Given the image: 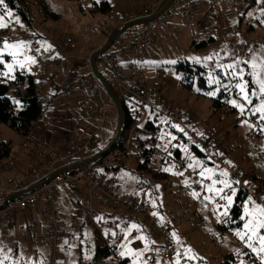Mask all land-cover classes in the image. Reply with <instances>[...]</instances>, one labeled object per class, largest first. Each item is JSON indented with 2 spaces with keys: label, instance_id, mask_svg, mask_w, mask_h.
Listing matches in <instances>:
<instances>
[{
  "label": "rangeland",
  "instance_id": "1",
  "mask_svg": "<svg viewBox=\"0 0 264 264\" xmlns=\"http://www.w3.org/2000/svg\"><path fill=\"white\" fill-rule=\"evenodd\" d=\"M93 1L103 0H27L31 9L30 24L23 21L17 12L0 8V15L5 16L4 23L7 24L6 27H0L4 38L0 47V60L5 67L4 75L7 73L5 78H15L17 72L21 71L33 74L39 97L45 106L43 116L35 122L27 136L0 123V141L10 143L12 148L11 156L2 160L3 163L13 162L15 165H24L25 171L29 168L36 172L49 171L48 162L53 156L65 157L70 146L81 145L82 132L100 127V146L91 153L98 152L100 147L108 145L115 137L119 126V115L108 95H106V104L109 109L104 116L101 112L95 114L94 110L86 112L81 107L79 86L83 78L87 79L92 73L89 56L99 51L110 36L125 23L139 18L144 10L152 6L158 7L160 12L169 0H107L113 7L112 12L107 15L94 13ZM239 1L244 2V5L232 9L226 0H203V10L196 17L199 26L184 20L180 9L173 6L174 18L165 27L168 34L161 38L157 45L140 54L142 60L138 67V75H142L149 83L168 85L169 92L172 93L169 97L184 113L188 135L195 134L202 137L210 133L224 146H230L226 151L228 159L234 166L244 168L242 170L235 166L241 171L250 190L255 193L249 197L264 206V133L260 130L264 121L260 120L259 114L247 111L250 107H259L261 100L253 98V105L245 104L246 112L242 115L240 110L230 103L231 100H237L236 98L239 97V89L236 88V95H232L227 105L221 111H214L212 101L208 99L209 95H203L197 87L192 91L185 89L183 74L177 70L181 60L204 66L209 84L217 86L216 90L212 91L216 95L219 87L226 85L222 83L217 71L220 70L225 74L226 71L231 70L221 66L239 61L241 63L237 65V70L240 68L245 70L244 80L249 81L248 90L251 91L253 87L258 88L251 83V78L247 75L251 69L243 62H251L255 59L258 66L264 64V23L261 22L264 21V0H256L249 8L250 0ZM9 11L11 16L7 15ZM158 12L155 11L153 15ZM147 24L148 22L133 25L125 30L109 51L121 47L134 36L140 26L146 27ZM251 25L254 27L252 30L249 29ZM39 35L45 37L48 40L46 46L51 45V47H48L41 59L36 58V63L33 64L27 61L26 53L32 49ZM105 37V43L94 50ZM210 37L215 41L207 48L192 45L193 42L199 44ZM69 39L74 41L77 48L65 51L62 59H76L78 67L76 76L70 75L69 63L66 61L60 63L58 60L60 49ZM20 42L25 43L18 48L8 47L11 44L19 45ZM103 57L98 60L97 66L104 74V78L110 81L103 69ZM208 57L211 59H207ZM18 61L24 63L23 68ZM172 61L175 63H171ZM8 65H12L11 71ZM214 80H219L220 83H212ZM237 102L242 101L237 100ZM156 126L158 150L149 165L148 172L153 170L151 173L140 170L138 173L142 156L127 158L125 164L118 170L99 169L94 173L113 181L117 193L138 195L154 212L164 216V222L169 224L172 232L175 231L180 237L182 246L172 237L178 251L183 255L188 248H191L197 256L195 260L184 258L186 264H262L260 258L247 246L246 241H242L235 234L237 231H243V228L235 232L225 229L228 222H224V219L229 216L238 191L235 183L217 172L213 177L216 180L227 179L232 185L221 193L232 195L233 198L228 216L224 217L220 215L223 207L217 208V205H225L226 200H221L215 193L208 192L206 185H211V179L202 178L199 175L200 168L194 170L189 168L188 164L201 161L205 167L212 168V166L206 159L196 155L190 146L184 143L177 144L176 132H181L178 128H174L161 117L157 118ZM164 138L174 141L173 149L169 151L172 157L175 156L174 151L180 149L182 164L177 165L175 162L168 163L162 160V152L169 150L163 144ZM185 147L188 149L187 152L184 151ZM11 168L0 173V181H7L8 177L13 175V171L9 172L13 170ZM166 168L172 170L164 171L163 169ZM193 171L198 175H194ZM157 173L164 177L157 178L155 176ZM160 173L168 174L165 176ZM185 180L189 183L185 184ZM252 183L260 189L254 191ZM192 184L200 185L199 198H194L192 193L188 196L184 195L183 189H190ZM215 187L223 188V185L218 183ZM68 191L73 195L74 190ZM84 193L81 190L74 193V204L65 201L64 196L59 198L66 223L63 233L64 243L55 254L61 263L120 264L118 257H121L129 258L130 264L134 262L144 264V261H147V264H169L162 257L160 237L152 231L150 222L144 223V220L138 217L132 219L127 212L114 214L116 219L122 215L131 218V224L126 228L115 227L113 225L115 220L109 225L98 220L92 221L83 204H80L83 196L85 197ZM205 196H211L213 200H205ZM249 197L245 200L244 206L251 207ZM152 201H155L156 207L152 206ZM132 224L139 225L140 230L131 229ZM22 225L19 236L26 242L23 235L30 239L34 237V233L28 231L24 222ZM129 231L130 235H128ZM259 234L264 235V229H260ZM141 235L147 237L149 250H145V241L137 238ZM98 238H102L105 242L113 240V245L119 248L118 253L94 261ZM152 241L155 243H151ZM254 243L259 247L258 242L254 241ZM122 245L126 247H121ZM39 246L37 241L33 257L29 260L50 261L54 256L53 250L50 248L42 250ZM129 248L143 251L144 254L139 258L127 254L120 255L122 251L127 253ZM229 255H233V259H228ZM30 261L27 260V264H31ZM14 262H4V264H14Z\"/></svg>",
  "mask_w": 264,
  "mask_h": 264
},
{
  "label": "built area",
  "instance_id": "2",
  "mask_svg": "<svg viewBox=\"0 0 264 264\" xmlns=\"http://www.w3.org/2000/svg\"><path fill=\"white\" fill-rule=\"evenodd\" d=\"M229 7L238 9L244 5V2L239 0H226ZM177 6L184 20L198 25L196 17L200 13L198 0H175L173 5L156 19L148 22L140 34L129 44L122 48L113 49L103 57V64L110 79L107 80L111 87L115 90L118 97L130 109L131 119L126 125L125 132L122 137L121 146L118 144L107 154L103 159L94 163H85L88 159L96 156L97 153H91L100 144V127L94 128L91 131H84L81 134V145H72L66 151L65 157L53 156L49 162V174L59 172L53 179L44 184L34 192L20 196L9 201L4 208L0 209V222L5 224L11 221L16 216L25 212H34L36 206L42 205V218L46 222L47 230L39 231L37 241L43 249H52L54 256L45 264H69L61 263L55 256L57 249L64 243V230L66 223L64 222V213L62 206L57 202L56 197L63 193V187L75 188L84 185L85 197L83 207L87 211L92 221H101V213L109 212H127L131 216L141 217L144 222H150L152 231L159 235L161 240V254L165 261L169 264H175L176 252L174 240L171 236L172 228L169 224L161 222L158 216H153L154 210L151 206L142 201L138 195L124 194L121 195L115 191L114 182L105 180L96 175L94 172L99 169H113L124 165L129 157H136L143 154L145 151L153 150L157 152V136L156 132L148 129L147 124L156 125L158 117L164 118L171 125H179L184 131L182 136L177 137V144H185L194 146L200 149L208 160V162L216 169L219 174L221 170L227 171V178L235 183L237 188H243L253 196V193L245 178L241 175V171L235 167L226 154L229 145L224 146L221 141L212 137V135H203L199 137L195 134L186 132L184 113L178 109L170 100L169 87L165 83H149L144 80L142 75L127 74L122 67V61L132 56L142 53L156 43V36L159 32H164L169 21L174 18L172 7ZM159 8L152 6L144 10V13L139 18H147L153 16ZM199 26V25H198ZM180 29L177 30L179 32ZM40 38V39H39ZM32 45V49L28 50L26 56H32L41 59L46 53L48 40L39 35ZM77 46L73 40H68L60 49L59 62L66 61L69 63V73L71 76L78 75V67L75 58H66L63 60V53L68 50H74ZM90 58V56H89ZM106 91L100 82L91 75L87 79L83 78L79 86V96L84 98L82 107L84 110H94V113L101 112L104 116L108 111L106 104ZM177 134V133H176ZM164 146L169 150L162 152V160L168 163L175 162L177 165L182 164V156L176 158L169 154L173 149L174 141L169 138H164ZM120 143V142H119ZM222 153V155H221ZM68 163L61 171H56V166L61 163ZM13 162H8L4 165V169L13 166ZM32 171H25V175L29 176ZM194 175H198L193 171ZM220 175V174H219ZM45 178V177H44ZM239 183H236V182ZM190 189L185 190L184 195L188 196L193 192H199L201 187L199 184L190 185ZM27 188V187H26ZM25 190L21 184L14 185L13 189L6 190L0 187V196L6 197L10 194H15ZM257 199V198H256ZM40 218L32 214L30 218L29 230L38 226ZM120 224V221L115 220L113 225ZM124 228L129 226V221L124 220L121 223ZM113 240H106V244L112 246ZM121 261L122 258L118 257ZM180 264H186L183 255L181 256Z\"/></svg>",
  "mask_w": 264,
  "mask_h": 264
},
{
  "label": "trees",
  "instance_id": "3",
  "mask_svg": "<svg viewBox=\"0 0 264 264\" xmlns=\"http://www.w3.org/2000/svg\"><path fill=\"white\" fill-rule=\"evenodd\" d=\"M256 0H250L249 7H252L255 4ZM6 5L8 9L17 12L26 23H31V9L28 6L27 0H4V4L0 5V8H5ZM93 12L97 14L107 15L112 12L113 7L107 0H103L100 2L93 1L92 2ZM253 25L249 26L251 30ZM3 35L0 31V47L3 45ZM215 41L213 37L210 39L203 41L199 44L193 42V46L207 48L210 44ZM97 59V63L98 60ZM177 70L182 72L183 74V85L185 89L192 91L196 87L199 88V91L208 96L210 92L215 91L217 86L209 84V78L207 74V70L204 66L189 62L187 60H181L177 65ZM5 67L3 62L0 60V123L6 125L10 129L22 134L23 136H27L29 132L32 130L33 125L37 120H39L44 113L45 106L39 97L37 86H36V78L33 74L24 73V71L17 72L15 78L6 79L4 75ZM220 78L222 79V83L227 85L228 90H225L226 85H221L219 87L216 95H209L208 99L212 101V108L214 111H221L225 105H227L228 101L231 99L232 95H236L235 84L238 82L235 78L230 75H225L220 70L217 71ZM231 72V71H228ZM103 76V73L100 72ZM92 75V74H91ZM106 79V78H105ZM252 88V86H251ZM240 100L239 97L236 98ZM123 107L125 109V113L127 116V125L130 122L132 117L130 109L122 102ZM148 129L156 132L158 127L152 123L147 124ZM176 132V130H174ZM178 136H182L181 132H176ZM122 141V140H121ZM121 141L119 145L121 146ZM110 144V143H109ZM108 144V145H109ZM108 145L104 147H100L98 152L103 151ZM100 146V145H99ZM98 146V147H99ZM119 148V146L117 147ZM190 148L198 155L199 157H204L202 151L197 147L190 146ZM12 153V148L10 143L1 142L0 141V161L5 158H9ZM97 153V154H99ZM96 154V155H97ZM174 155L176 158L181 157L180 149L174 151ZM143 157V160L138 165V173L140 171H144L147 173H151L153 170H149V165L152 163L153 158L155 156V152L153 150L145 151L143 154L139 155ZM136 156L135 158H137ZM208 162V160L206 159ZM209 163V162H208ZM121 166L113 168L115 170L120 169ZM109 170V169H108ZM137 172V170H135ZM168 174L166 173H160ZM143 175V174H142ZM157 178L164 177L162 175H155ZM147 185V184H146ZM200 192V191H199ZM198 192V193H199ZM234 206L231 208L229 216L227 219H224V222L227 221V225L225 229L231 232H235L237 230H241L244 225V220H241L244 212V203L249 194L243 188H238L237 194L235 196ZM117 245H107L106 242L102 238L97 239V248L94 256V261H99L104 258L111 256L112 254L118 253ZM233 255H229L228 259H233ZM120 264H130L129 258H122L119 261Z\"/></svg>",
  "mask_w": 264,
  "mask_h": 264
},
{
  "label": "snow or ice",
  "instance_id": "4",
  "mask_svg": "<svg viewBox=\"0 0 264 264\" xmlns=\"http://www.w3.org/2000/svg\"><path fill=\"white\" fill-rule=\"evenodd\" d=\"M4 4V0H0V5ZM4 7L6 8L7 6L4 5ZM8 16H11V12L9 11L7 13ZM5 20V16L0 15V27H6L7 24L4 23ZM262 23H264V21H261ZM25 42H20V44H11L8 45V47L11 48H18L22 45H24ZM48 47H51V45H48ZM13 55H15V53H13ZM27 61H30L31 63H36V59L35 57L29 56L26 58ZM198 59V58H197ZM207 59H211V57H208ZM20 67L23 68L24 67V63L19 62ZM171 63H175V61H172ZM241 63L239 61H237V63L235 64H228L227 66H221V67H226V69H230L231 72H225L226 75H230L231 77L235 78L236 80H238V83L235 84V88L239 89V98L242 102L238 103L237 100H231L230 103L238 108L241 112V114H245L246 112V107L245 104L247 105H253V98H257L261 100V104L259 107H250L247 109V111L252 112L253 114H259L260 120L264 121V64L261 65H257V62L255 61V59H253L251 62L249 61H244L243 63L248 66L251 70L248 71L247 75L251 78V83L257 87H253L251 91L248 90V85H249V81L244 80V75H245V70L243 68H240L239 70H237V65ZM9 70L11 71L12 69V65H8ZM5 75H7V73H5ZM212 83H216L219 84L220 81L219 80H214L212 81ZM225 90H228V87L226 86ZM209 95H215V92H210L208 93ZM245 123H247V121H245ZM174 128H178L179 131L183 132L184 129L180 128L179 125H173ZM261 132L264 133V125L261 126L260 128ZM201 135H203L201 133ZM172 139H175V137H172ZM185 152L188 151V149L185 147L184 149ZM222 155V153H221ZM228 163H231L230 161ZM189 168H192L195 170V168L199 167L200 168V172L199 175L202 178H206V179H211L212 183L211 185H206V189L208 192L211 193H215L216 195H218L220 197L221 200H226V204L221 206V205H217V208L223 207V212L220 213V215L227 217L228 216V212H229V207L232 205L233 203V198L232 195H222L221 193L224 192L225 188H231V183L225 179V180H216L213 177L216 174V169L215 168H208L205 167L203 165V163L201 161H195V163H189L188 164ZM164 171H171L172 169L170 168H166L163 169ZM179 175H183V173H176ZM221 176L223 177H227L228 176V172L221 170L219 173ZM185 184H188L189 182L187 180L184 181ZM222 184L223 188H216L215 185L216 184ZM236 183H239L238 181ZM234 192V190H233ZM194 198H199V193L197 192H193L192 193ZM205 200L208 201H212L213 197L211 196H205L204 197ZM249 204L251 205V207H248L247 205L244 206V215L241 217V220H244V225H243V231H237L235 234L242 240V241H246L247 246L252 250L253 253H255L261 260L262 264H264V235H260L259 234V230L260 229H264V206L256 203L255 200H252L251 197H249ZM152 206L156 207L155 201H152ZM153 216H158L159 220L161 222L165 221V217L162 215H159L158 212H153L152 213ZM131 229H136V230H140V226L137 224H132L131 225ZM131 232L129 231L128 235H130ZM113 235H115V233H113ZM171 236L175 239L176 243L178 245H181V240L180 237L178 236V234L173 231L171 232ZM247 237V239H246ZM138 239L145 241V250H149L148 249V240L147 237L141 235L139 237H137ZM254 241L258 242L259 247L255 246ZM151 243H155V241H152ZM182 246V245H181ZM121 247H126V245H122ZM2 251V250H0ZM131 255V256H135L137 258L143 256V251H135L131 248H129L127 250V253L125 252H121L120 255L124 256V255ZM181 252L177 251L176 252V261L175 264H180V260H181ZM183 257L186 258L187 260H195L197 259V256L193 253L191 248H188L184 253H183ZM9 259V256L7 255H3L0 256V264H4V262L6 260ZM14 264H20V261L17 260L14 262ZM31 264H45V262L43 260H33L31 262ZM135 264V262H134ZM144 264H147V261H144Z\"/></svg>",
  "mask_w": 264,
  "mask_h": 264
},
{
  "label": "crops",
  "instance_id": "5",
  "mask_svg": "<svg viewBox=\"0 0 264 264\" xmlns=\"http://www.w3.org/2000/svg\"><path fill=\"white\" fill-rule=\"evenodd\" d=\"M198 4H199L200 11L202 12L203 0H198ZM141 27H143V26H140L138 28V30L135 32L134 36L129 41L123 43L121 45V47H119V48H122V47L126 46L127 44H129L130 42H132L140 34L141 30L144 28V27L143 28H141ZM166 30L167 29H165L164 32L157 33L156 43L154 45H152L151 47L157 45L159 43L158 41L168 34V31H166ZM105 41H106V37L99 46L94 48V50H96L98 47L102 46L105 43ZM140 54H137L135 56H132V57L122 61L123 70L127 74H138V67L141 65L140 61L142 60V58L139 57ZM103 69L106 72L104 64H103ZM98 70H99V72H101L99 67H98ZM91 74L93 75V73H91ZM106 74H107V72H106ZM103 77H104V74H103ZM170 95L172 96V93H170ZM80 100H81L80 103H81V107H82V105L84 103V98L80 97ZM170 100H171V98H170ZM82 109L84 110L83 107H82ZM178 109H180V108L178 107ZM84 111L87 112L88 110H84ZM6 163H8V162H6ZM6 163H3L2 161H0V173H3V172H5V170L13 167V168H11L13 170H9V172L13 171V175L12 176L10 175L8 177L7 181H4V180L0 181V187L4 188L6 190L13 189L14 185H16V184H21L23 187H25V189H27V188L32 187L35 184H37L42 178L46 177V175L49 174V171H42V172L38 171V172H36L35 170H33L29 176H25V170H26L25 168L26 167H24V165H20V164L15 165V163H14L13 166H11L7 169H4V165ZM208 164L210 166H212L210 163H208ZM65 165H70V162H69V164L66 162L58 164L56 166V171H61L62 169H64L66 167ZM235 166H237V165H235ZM237 167L244 170V168L242 166H237ZM212 168H213V166H212ZM255 179H257V178H255ZM105 180H107V179H105ZM256 183H258V182H256ZM251 186H254V188H255V189L253 188L254 191H258L260 189L257 187L256 184L252 183ZM220 187H221V185H220ZM68 190H74V191H72L73 195H70L69 193H71V191H68ZM77 190H79V191L81 190L84 193V185H81V187L79 186V187H75V188L66 187L65 189H63V193L56 197L57 202L61 205L59 198H60V196L61 197L64 196L65 201H67L69 204H74L73 197H74V193H76ZM10 195H8L6 197L0 196V206L5 202V200ZM84 195H85V193H84ZM22 196H24V195H22ZM83 201H84V196H83V199L81 200L80 204H83ZM63 212H64V210H63ZM115 213H117V212L101 213L102 218H101L100 222L109 225L114 220H118V221H120V224L114 225V226L115 227H118V226L123 227V225L121 223H123L124 220L129 221V225H130L131 224L130 219L131 218L132 219L137 218V217H134L131 215H130L131 218H129L128 216L122 215L119 219H116V217L114 215ZM32 214H35L40 218V223L38 226L34 227L32 230H29L30 218H31ZM138 218H141V217H138ZM22 222H24V226H26V228L28 229L29 232L34 233V237L30 238V239L27 238V236L23 235L26 238V242H24L22 240V238H20V236H19L20 226L23 227ZM141 224H143V223H141ZM143 225H145V224H143ZM46 230H47V226H46L45 220L42 218V205L40 203L36 206V209L34 210L33 213L32 212L22 213V214L16 216L11 221H9L5 224L0 222V250H2V251H0V256H3V255L9 256V259L6 260L5 262L19 260L21 262V264H27L28 263L27 260L30 261L29 258L33 257V250H34L36 243H37V236L36 235L38 234L39 231L45 232ZM40 246H39V248H41L42 250H46ZM31 262L32 261H30L29 263H31Z\"/></svg>",
  "mask_w": 264,
  "mask_h": 264
},
{
  "label": "water",
  "instance_id": "6",
  "mask_svg": "<svg viewBox=\"0 0 264 264\" xmlns=\"http://www.w3.org/2000/svg\"><path fill=\"white\" fill-rule=\"evenodd\" d=\"M175 2V0H169L167 2V4L162 8V10L160 12H158L156 15H153L151 17H147V18H136L133 19L127 23H125L122 27L118 28L111 36L110 38L107 40V42L104 44V46L97 52L93 53L89 60H90V67H91V71L94 75V77L100 82V84L103 86V88L105 89L107 95L109 96V98L111 99L113 105L115 106V108L118 111V115H119V126H118V130L117 133L115 135V137L113 138V140L110 142V144L103 150L101 151L99 154H97L96 156L88 159L85 163H94L97 162L101 159H103L107 154H109V152L111 150H113L114 148L117 147V145L119 144V142L121 141L123 134L125 132L126 129V125H127V116L125 113V109L123 107V104L120 100V98L117 96V94L115 93L114 89L111 87V85L109 84V82L101 75V73L98 70V66H97V59L101 58L104 56V54H106L114 45V43L116 42V40L120 37V35L127 30L128 28L132 27L133 25H137V24H141V23H147L150 22L154 19H156L159 15H161L164 11L168 10L173 3ZM59 172H56L54 174L48 175L45 178H42L37 184H35L32 187H29L21 192L15 193V194H11L6 200L5 202L0 206L1 208H4L5 205L11 201L14 200L22 195L31 193L36 191L37 189H39L40 187H42L44 184H46L47 182H49L51 179H53Z\"/></svg>",
  "mask_w": 264,
  "mask_h": 264
}]
</instances>
